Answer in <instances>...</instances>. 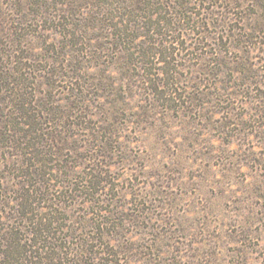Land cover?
I'll return each mask as SVG.
<instances>
[{
	"label": "rangeland",
	"instance_id": "obj_1",
	"mask_svg": "<svg viewBox=\"0 0 264 264\" xmlns=\"http://www.w3.org/2000/svg\"><path fill=\"white\" fill-rule=\"evenodd\" d=\"M0 264H264V0H0Z\"/></svg>",
	"mask_w": 264,
	"mask_h": 264
},
{
	"label": "trees",
	"instance_id": "obj_2",
	"mask_svg": "<svg viewBox=\"0 0 264 264\" xmlns=\"http://www.w3.org/2000/svg\"><path fill=\"white\" fill-rule=\"evenodd\" d=\"M37 224L41 225L40 222H37ZM43 230L47 231L48 229L46 227H39V230H37V228H35V230H33V235H35L36 238H33V241H35L34 243H33V241L32 242L30 241V244L32 243L31 246H35L37 241L39 242L41 240V233ZM38 234H39V236H38ZM4 239H6L5 241H7V242L9 240V244H10L9 246L16 247V244L19 245V238L16 236V232L11 233L10 236L4 237ZM25 246H26V244L24 245V247Z\"/></svg>",
	"mask_w": 264,
	"mask_h": 264
}]
</instances>
